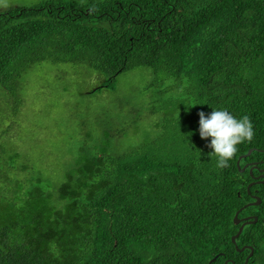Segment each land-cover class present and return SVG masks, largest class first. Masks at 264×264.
Instances as JSON below:
<instances>
[{"label": "trees", "instance_id": "obj_1", "mask_svg": "<svg viewBox=\"0 0 264 264\" xmlns=\"http://www.w3.org/2000/svg\"><path fill=\"white\" fill-rule=\"evenodd\" d=\"M43 61L84 65L106 75L104 85L148 68L172 92L153 105L159 130L127 145L82 142L47 181L9 132L24 76ZM213 109L253 125L223 169L209 156L211 138L199 136L198 113ZM263 168L264 0L0 8V264H243L248 246L246 264H264V182L248 188ZM253 194L260 203L238 213L257 216L235 238L240 251L233 217Z\"/></svg>", "mask_w": 264, "mask_h": 264}, {"label": "rangeland", "instance_id": "obj_2", "mask_svg": "<svg viewBox=\"0 0 264 264\" xmlns=\"http://www.w3.org/2000/svg\"><path fill=\"white\" fill-rule=\"evenodd\" d=\"M38 1L8 0L7 7ZM152 78L148 68L140 67L104 85L106 75L81 64H35L24 76L22 109L14 115L9 110V120L14 121L10 138L25 142L35 168L47 181L57 182L64 160L82 142L127 145L156 134L162 114L153 105L172 92L166 87L169 81L155 84Z\"/></svg>", "mask_w": 264, "mask_h": 264}, {"label": "clouds", "instance_id": "obj_3", "mask_svg": "<svg viewBox=\"0 0 264 264\" xmlns=\"http://www.w3.org/2000/svg\"><path fill=\"white\" fill-rule=\"evenodd\" d=\"M0 6L7 7L8 0H0ZM198 115L200 138H211L208 147L212 151L209 156L216 158L218 168H227L228 162L238 151L237 146L244 142H251L254 137L250 118L244 115L237 119L225 109H213L207 118L204 112Z\"/></svg>", "mask_w": 264, "mask_h": 264}, {"label": "water", "instance_id": "obj_4", "mask_svg": "<svg viewBox=\"0 0 264 264\" xmlns=\"http://www.w3.org/2000/svg\"><path fill=\"white\" fill-rule=\"evenodd\" d=\"M251 150L252 149H250V150H248V152H247V154H249L250 152H251ZM242 156H240L239 157V159L241 158ZM239 159H238V162H237V164L239 165ZM246 166H247V164H245L243 167H241L240 168V170H244L245 168H246ZM250 171L252 170L251 168L249 169ZM262 171H264V168L262 169ZM260 176L262 177V178H255L253 181H251L249 184H248V188H249V186L252 184V183H254V182H256V183H261V182H264V174H260ZM252 197H253V200L252 201H249V202H247L246 204H244L243 206H241L238 210H236V212H235V214H234V217H233V221H234V223L235 224H240L239 225V227H238V229H237V231H236V233L235 234H233L232 236H231V240H232V242L235 244V238L239 235V233L242 231V229H243V226L246 224V223H253V222H255L256 220H257V216L256 215H246V216H243V217H238V213H239V211L242 209V208H244L245 206H247V205H258L259 203H260V201H261V199H260V197L259 196H257V195H252ZM249 248H250V251H249V253L246 255V257H245V260H244V263L243 264H246L247 263V260H248V258L252 255V247H250V246H248ZM235 248L237 249V250H243L244 248H245V246H242V247H238L236 244H235ZM227 262V261H226ZM225 262V263H226Z\"/></svg>", "mask_w": 264, "mask_h": 264}]
</instances>
